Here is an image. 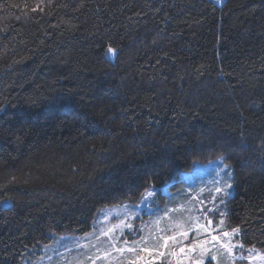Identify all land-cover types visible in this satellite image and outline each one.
<instances>
[{"label": "trees", "instance_id": "obj_1", "mask_svg": "<svg viewBox=\"0 0 264 264\" xmlns=\"http://www.w3.org/2000/svg\"><path fill=\"white\" fill-rule=\"evenodd\" d=\"M222 156L264 249V0H0V264Z\"/></svg>", "mask_w": 264, "mask_h": 264}, {"label": "rangeland", "instance_id": "obj_2", "mask_svg": "<svg viewBox=\"0 0 264 264\" xmlns=\"http://www.w3.org/2000/svg\"><path fill=\"white\" fill-rule=\"evenodd\" d=\"M194 167L180 185L152 186L137 201L99 208L91 231L61 233L23 264H264V249L225 226L231 163L222 156Z\"/></svg>", "mask_w": 264, "mask_h": 264}, {"label": "snow or ice", "instance_id": "obj_3", "mask_svg": "<svg viewBox=\"0 0 264 264\" xmlns=\"http://www.w3.org/2000/svg\"><path fill=\"white\" fill-rule=\"evenodd\" d=\"M109 52H113V50L110 48L109 50H108ZM227 187H231V185H227ZM222 191V189H220V188H217L216 189V192L217 193H220ZM149 195H150V193H149ZM234 232H238L239 231V229H234L233 230ZM225 235L227 236L228 235V233H225ZM213 239H215V237H213ZM230 247V246H229ZM213 259H214V257H213Z\"/></svg>", "mask_w": 264, "mask_h": 264}]
</instances>
